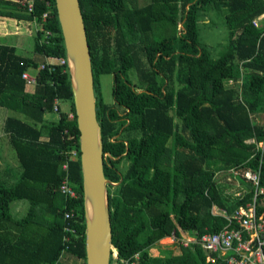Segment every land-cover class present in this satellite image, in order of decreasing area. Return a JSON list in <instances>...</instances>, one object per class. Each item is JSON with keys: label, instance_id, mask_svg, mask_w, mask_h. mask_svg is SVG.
I'll return each instance as SVG.
<instances>
[{"label": "trees", "instance_id": "16d2710c", "mask_svg": "<svg viewBox=\"0 0 264 264\" xmlns=\"http://www.w3.org/2000/svg\"><path fill=\"white\" fill-rule=\"evenodd\" d=\"M134 1L79 0L95 116L107 153L102 171L116 183L106 187L110 243L119 257L139 252V264H208L197 245L157 255L151 249L171 231L198 235L228 224L220 209L232 211L252 191L229 197L217 182L219 175L259 169L264 184V122H259L264 115V17L253 23L264 11V0H149L141 6ZM46 10L50 16L43 21ZM0 15L37 22L28 55L0 43V107L26 117L3 121L20 172L12 184L0 182V264H65L64 253L84 264L78 132L67 114L73 111L68 67L38 68L47 55L66 56L54 0H35L32 12L18 0H0ZM214 17L226 30L216 55L199 41V25L211 24ZM23 70L34 73V85L20 77ZM101 74L113 76L112 103L101 93ZM55 98L67 102L68 109L59 107L56 119H46ZM44 132L48 139L39 140ZM249 139L255 143H246ZM73 147L78 158L69 162L68 175L78 196L66 198L58 185ZM19 199L43 216L34 219L27 211L15 219L10 204ZM70 208L80 221L77 236L67 234L65 242L63 212ZM257 209L264 213L262 203Z\"/></svg>", "mask_w": 264, "mask_h": 264}, {"label": "water", "instance_id": "95a60500", "mask_svg": "<svg viewBox=\"0 0 264 264\" xmlns=\"http://www.w3.org/2000/svg\"><path fill=\"white\" fill-rule=\"evenodd\" d=\"M67 58V73L77 129L84 210V264H109L111 231L104 177L100 126L95 116V90L90 52L79 0H54Z\"/></svg>", "mask_w": 264, "mask_h": 264}, {"label": "built area", "instance_id": "2783aa9c", "mask_svg": "<svg viewBox=\"0 0 264 264\" xmlns=\"http://www.w3.org/2000/svg\"><path fill=\"white\" fill-rule=\"evenodd\" d=\"M19 5L27 12L34 10L35 0H18ZM50 5L49 1L47 2ZM50 16V11L46 10L42 13L43 21ZM264 17V11L253 18V23L258 24L259 20ZM34 22L36 20L32 18ZM37 24V22H36ZM37 30V29H36ZM50 34L47 31L46 36ZM56 66H67L66 56L47 55L45 61L40 63L38 68L47 67L52 71ZM20 77L27 85H34L36 83L35 75L32 71L23 70ZM229 83L232 81H228ZM59 100L54 99L53 111H59ZM68 117L73 118L74 112L67 111ZM255 140L249 139L246 143H255ZM257 147L262 148V143L256 144ZM69 156L61 165L65 172L64 177L58 185V191L66 198H76L78 196L77 190L72 185L68 168L69 162L77 160L78 152L75 147L69 150ZM228 173L232 176H226L229 180L236 181V185L229 187L227 194L232 198L242 197L244 192L252 191V197L245 203L234 207L232 211L226 212L221 208L218 213L224 214L228 219V224L215 232H204L196 234L181 233L177 236L174 231L168 235L171 241L181 247L190 245H197L205 253V262L208 264H264V213H259L257 210L258 202L264 205V184L260 183V172L256 170H241L239 172L229 170ZM237 177H241L242 180ZM246 187V188H245ZM225 192V191H224ZM64 220V240L69 242L70 237L67 234L76 235V226L79 223V215L73 208L67 209L63 212ZM235 223V225H233ZM77 236V235H76ZM140 253L134 252L128 257H119L116 250L111 247L109 254V264H139Z\"/></svg>", "mask_w": 264, "mask_h": 264}, {"label": "rangeland", "instance_id": "374dc122", "mask_svg": "<svg viewBox=\"0 0 264 264\" xmlns=\"http://www.w3.org/2000/svg\"><path fill=\"white\" fill-rule=\"evenodd\" d=\"M149 0H135L134 4L135 5H144L148 2ZM225 36H226V30L224 25L222 24V21L217 19V18H213V21L211 24L209 25H199V41L203 42L209 46H211L213 48L212 50V54L216 55L217 52L222 48L224 42H225ZM12 36H9V38H11ZM18 37L15 36L14 38H11L13 41H16ZM2 43V40H1ZM26 45L22 46V48H16V52L19 53L20 55H28V51L30 49V41H27V43H25ZM23 45V44H22ZM99 82H100V90L101 93L103 95V98L105 101L112 103L113 102V96H112V83H113V76L110 74H105V75H100L99 78ZM228 84H233V83H229ZM59 105L61 108H66L67 102H59ZM6 116H15V117H23L22 114H20L17 111H13L10 109H7L5 107H0V166L4 167V165H7L9 167H11V172L13 174V176H16L17 170H18V163L17 160L15 158V154L14 151L12 149V147L9 145L8 140L5 136V134L3 133V120ZM259 122H264V115H261V117L259 118ZM217 182L219 184H221V186L223 187V190L226 192H228V188L232 187L234 185H236V181H232L229 180L226 175H219ZM23 202L24 204L26 203L25 200H14L13 202H11L10 204V209L13 212V215L15 217H19L22 216V214L18 215L16 212H14V207L17 203H21ZM164 245L165 242H163ZM154 247H156L160 252L162 250L166 251L169 250L168 247L165 246H161L159 244H156ZM171 251L177 252L178 251V247H176L174 250H172V248H170Z\"/></svg>", "mask_w": 264, "mask_h": 264}, {"label": "crops", "instance_id": "0c3cea01", "mask_svg": "<svg viewBox=\"0 0 264 264\" xmlns=\"http://www.w3.org/2000/svg\"><path fill=\"white\" fill-rule=\"evenodd\" d=\"M36 29H37V24H36V22H34L31 19L22 18V17L17 18V17L9 16V15H0V43L2 40V43L12 45L15 48V50H16V48H22V46L26 45L25 43H27V41H30V44H31L32 38H33V33ZM9 36H12L11 38H14L15 36H17L18 38L16 39V41H13L11 38H9ZM31 47H32V44H31L30 49L28 51L29 53L31 51ZM63 109H68V103L66 105V108H63ZM57 114L58 113L53 111V109H52V111L47 112L45 114V118L49 119V120L50 119H56L58 117ZM17 118H20L22 120H26V117H17ZM39 127H40V122L35 121L34 128L38 129ZM3 133H4V131H3ZM5 136L7 138L6 134H5ZM38 139L39 140H47L48 135L46 134V132H44L42 135H40L38 137ZM15 158H16V156H15ZM11 171H12L11 167H9L7 165H4V167L0 166V182H3L5 185L12 184L15 181V177L20 172L19 164H18V170H17L15 177L13 176ZM19 200H21V199H19ZM13 211L16 212L18 215L22 214V216L15 217L13 215L12 210L10 209L11 215L13 217H15V219H17V220L21 219V217H23V215L27 211L29 212V215L34 217V219H39V217L43 216L42 210H39L37 208L29 209L27 202L25 204L23 202L17 203L15 205ZM181 233H186V232H181ZM181 233H180V235H181ZM168 235L161 238L159 240L158 244L161 246L168 247V249L172 248V250H174L176 247H178L177 252H174L175 250L171 251L172 253H178L181 246H179L178 244L171 241V239L169 238ZM163 242H165L166 245H164ZM151 251H152V254H154V255H157L160 252L156 247L152 248ZM61 261L64 262L65 264H82L80 259H77L68 253H64L62 255Z\"/></svg>", "mask_w": 264, "mask_h": 264}]
</instances>
